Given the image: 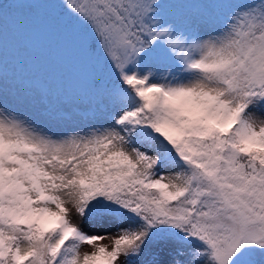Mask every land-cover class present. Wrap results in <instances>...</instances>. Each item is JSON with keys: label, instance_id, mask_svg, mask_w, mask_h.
Returning <instances> with one entry per match:
<instances>
[{"label": "snow or ice", "instance_id": "obj_1", "mask_svg": "<svg viewBox=\"0 0 264 264\" xmlns=\"http://www.w3.org/2000/svg\"><path fill=\"white\" fill-rule=\"evenodd\" d=\"M0 264H264V0H0Z\"/></svg>", "mask_w": 264, "mask_h": 264}, {"label": "rangeland", "instance_id": "obj_2", "mask_svg": "<svg viewBox=\"0 0 264 264\" xmlns=\"http://www.w3.org/2000/svg\"><path fill=\"white\" fill-rule=\"evenodd\" d=\"M9 52H10V54L13 53V49L11 48V45H9ZM26 54L32 55V56L38 58V57H40L42 55V51L39 48H35V49L30 48L29 52L26 53Z\"/></svg>", "mask_w": 264, "mask_h": 264}]
</instances>
